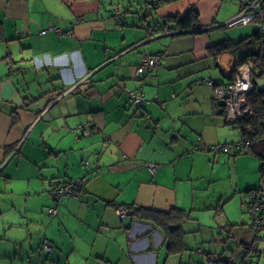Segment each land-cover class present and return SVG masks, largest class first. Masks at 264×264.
I'll list each match as a JSON object with an SVG mask.
<instances>
[{
  "label": "crops",
  "instance_id": "0c3cea01",
  "mask_svg": "<svg viewBox=\"0 0 264 264\" xmlns=\"http://www.w3.org/2000/svg\"><path fill=\"white\" fill-rule=\"evenodd\" d=\"M136 1L0 0V264H241L248 256L253 237L223 224L221 198L212 205V182H231L238 155L195 146L198 137L233 140L205 78L224 84L259 52L257 20L222 30L244 0L223 14L224 0H174L153 16ZM190 9L199 26L166 25ZM223 39L233 44L214 52ZM154 52L162 67L136 77L142 55ZM138 87L145 99L135 105L127 90ZM82 177L77 194L55 204L48 184ZM128 204L188 212L179 244L170 250L173 234L153 219L119 217Z\"/></svg>",
  "mask_w": 264,
  "mask_h": 264
},
{
  "label": "built area",
  "instance_id": "2783aa9c",
  "mask_svg": "<svg viewBox=\"0 0 264 264\" xmlns=\"http://www.w3.org/2000/svg\"><path fill=\"white\" fill-rule=\"evenodd\" d=\"M263 0H244L240 10L231 18L226 20L227 25H237V24H247L255 20V18L262 16ZM112 13L118 19L122 18L124 13V8L118 3L112 4ZM58 29V28H54ZM47 29H42L41 32H45ZM264 32V30H263ZM261 57L264 61V37L261 48ZM164 58L160 54H143L139 63L135 67V75L138 78H142L145 74V70L153 69L154 73H157V69L161 68L163 65ZM253 62L250 60L239 61L232 72V79L225 84L214 85V95L217 99H223V111L225 119L228 123L237 122L244 115L251 113V107L248 102V93L254 88L255 84L253 82ZM208 84H212V81L205 78ZM129 100L135 104L140 105L144 99L145 94L141 87L136 89H128ZM85 133H90L87 128H82ZM200 141V137L198 138ZM242 141L234 142L222 145L224 149L229 151H234L239 147H244ZM213 150H218L220 145L210 146ZM241 147V148H242ZM85 165H88V161H84ZM149 169L154 172L156 169V164L148 163ZM83 184V178L69 179L64 181H52L49 183L50 192L54 197L55 204L60 203L61 199L66 195L77 194L78 188ZM248 200L245 206V212L249 215L250 225L255 229H260L264 227V177L260 179V182L256 188L250 189L248 193ZM47 211L50 214H55L57 212V207L50 206ZM119 217L126 215L125 208L117 209ZM256 244L252 241L248 246V256L243 259L241 264H250V255L252 251H255ZM52 246L49 243H44L42 245V250L50 251ZM223 262L227 258L221 259Z\"/></svg>",
  "mask_w": 264,
  "mask_h": 264
},
{
  "label": "trees",
  "instance_id": "16d2710c",
  "mask_svg": "<svg viewBox=\"0 0 264 264\" xmlns=\"http://www.w3.org/2000/svg\"><path fill=\"white\" fill-rule=\"evenodd\" d=\"M170 1H174V0H153L149 6L156 8ZM262 6H264V0L262 1ZM197 17H198L197 12L194 11L193 9H190L183 16L177 14L166 16L165 23L166 25L170 24L169 27H173L174 29L191 28V27L199 26L197 22L198 21ZM263 19H264V9L262 16H259L252 21L254 22L257 20V24L260 27L258 30L259 33L257 35L261 40V45L263 43V37H264V32H263L264 27L262 26ZM232 44L233 43H230L227 39H223L222 41H220L219 44H215L217 46L210 45V47L215 52L216 50L218 51L226 47H229ZM261 48L262 46L260 47L259 52L253 53L252 55H247L241 59V61L250 60L253 62L254 78L257 76L264 75V61L261 57ZM155 53L157 52L144 53V54H155ZM212 85L214 87L216 83L212 82ZM248 102L252 110L251 113L248 115H244L237 122L232 123L233 126H236L239 129V139L238 141L235 142L242 141L243 143H246L244 144V147L241 146L242 148L239 147L234 151H229L227 149H224L222 145L234 143L233 141L224 142V143L217 142L214 144H204L202 143L200 137V141L198 140L195 148L200 150H209L212 152L225 151L232 155H237L238 153L244 151L245 153H248L252 156H256L259 161V176L261 179L262 177H264V91L255 85L254 88L248 93ZM213 145H220V147L218 148V150H213L210 147ZM253 188L256 187H250L249 190ZM217 207L220 208V204H218ZM123 208H125L126 214L128 213L130 215H138L143 218L153 219L157 223L163 225L164 228L167 229L168 232H170L174 236V238L171 236V239L169 240L170 250H172L173 248H175V246H177V244H179L180 233L178 231L180 230V223L183 222L186 218H189L188 212H185L183 209L178 207H173L168 211H160L153 208H144L142 206H134L132 204H128L126 205V207ZM117 209H119V207Z\"/></svg>",
  "mask_w": 264,
  "mask_h": 264
},
{
  "label": "rangeland",
  "instance_id": "374dc122",
  "mask_svg": "<svg viewBox=\"0 0 264 264\" xmlns=\"http://www.w3.org/2000/svg\"><path fill=\"white\" fill-rule=\"evenodd\" d=\"M187 1H193L195 2L196 0H187ZM126 2V0H125ZM152 0H137L136 3H132L134 6H139L142 7L143 10L146 7L145 11H149L152 16L155 14V11L160 7H150V3ZM235 3L234 0H224L223 1V6L220 10V14H223L227 11L230 10L231 6H233ZM147 4V5H146ZM123 5V4H122ZM136 9V8H134ZM144 14V11H142ZM132 14V13H131ZM136 18V14L133 13ZM141 14V17L143 16ZM158 14V13H157ZM158 16V15H157ZM140 18V16H139ZM139 18H136L138 20ZM158 22L162 23V17L158 16ZM244 25H233V26H225L223 27V31H231L235 32L236 29L242 28ZM224 126H226L230 130V134L228 137L231 138L233 142L238 141L239 139V129L236 126H233L232 123H223ZM224 143V142H221ZM224 150V149H223ZM245 150V149H244ZM237 161H236V166L233 169V174H232V180L230 182V179L228 177L221 178L218 181H213L212 182V191H216L215 198L213 197L212 199V205L216 203V200L218 198H221L223 200V211H222V216H223V224L228 222L234 223L233 227L240 228L242 233L240 234L243 236V238L248 241L253 237L251 242L253 241L257 245V251L254 255L252 256V264H264V227L260 229H255L252 227L254 232H250L248 229L250 219L249 215L245 212V206L246 202L248 200V193L249 190L246 191L247 187H257L259 182H260V176H259V161L256 156L249 155L248 153H245L244 151L240 152L237 154ZM220 174H223L221 170H219ZM227 174V171H226ZM233 185H232V184ZM236 185V186H234ZM213 188L215 190H213ZM245 189V190H244ZM48 190L50 191V186L48 184ZM228 191V192H227ZM219 193H222L223 196H219ZM210 197L212 196L210 193L208 194ZM243 200H246L245 204H243ZM214 212V209L213 211ZM216 213H219L217 211ZM203 217H206L208 215H202ZM221 216V218H222ZM249 224V225H248ZM250 228V227H249ZM6 246V244H5ZM217 263L219 264H224L222 260H219Z\"/></svg>",
  "mask_w": 264,
  "mask_h": 264
},
{
  "label": "water",
  "instance_id": "95a60500",
  "mask_svg": "<svg viewBox=\"0 0 264 264\" xmlns=\"http://www.w3.org/2000/svg\"><path fill=\"white\" fill-rule=\"evenodd\" d=\"M253 82L258 88L264 91V75L255 77L253 79ZM223 103H224L223 99H218L219 110L223 109Z\"/></svg>",
  "mask_w": 264,
  "mask_h": 264
}]
</instances>
